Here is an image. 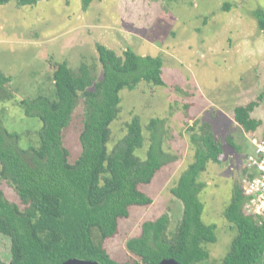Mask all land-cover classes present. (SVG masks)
Masks as SVG:
<instances>
[{"label":"rangeland","instance_id":"1","mask_svg":"<svg viewBox=\"0 0 264 264\" xmlns=\"http://www.w3.org/2000/svg\"><path fill=\"white\" fill-rule=\"evenodd\" d=\"M258 9L264 10V0H94L87 11L82 10V0H41L20 8L12 1L0 6V72L12 78L11 98L0 101V123L19 135L24 150L38 146L42 123L26 117L19 102L52 95L51 60L67 61L73 70L85 63L100 78L98 43L119 56L130 48L140 56L163 60L165 85L151 90L142 82L135 90L124 89L120 112L110 126L109 153L125 137L127 123L139 116L146 143L136 154L144 158L151 134L147 125L157 119L164 150L175 158L150 185L140 186L153 203L131 207L130 217L120 220L118 233L106 242L117 261L135 259L126 241L140 236L145 221L168 214L167 236H176L183 204L171 190L193 161L191 127L197 122L210 123L224 148L222 163H209L201 176L206 184L200 195L202 219L216 225L217 241L207 246L209 261L221 262L229 252L235 232L223 213L234 184L243 180L247 157L254 153L253 139L264 140V35L254 16ZM253 101L258 106L252 117L261 124L247 132L235 121L234 109ZM83 107L80 101L64 132L71 162L82 150ZM228 136L240 152L228 144ZM0 189L12 203H20L1 178ZM9 243L0 235V257L6 262L11 260Z\"/></svg>","mask_w":264,"mask_h":264},{"label":"trees","instance_id":"2","mask_svg":"<svg viewBox=\"0 0 264 264\" xmlns=\"http://www.w3.org/2000/svg\"><path fill=\"white\" fill-rule=\"evenodd\" d=\"M12 1L20 8L41 0H0V6ZM93 1L82 0V10L87 11ZM254 16L264 35V10L258 9ZM96 49L101 78L85 63L73 70L67 61L51 60L52 95L19 102L26 117L42 123L37 147L20 148L19 135L0 123V178L20 200L12 203L0 189V235L10 241L11 255L9 262L0 257V264H63L73 258L100 264H159L167 258L181 264H264V217L258 220L247 208L250 197L244 185L253 177L247 169L243 180L234 184L223 213L235 232L230 250L221 262L209 261L207 246L217 241L216 225L202 219L200 195L206 184L201 176L209 163H222L224 148L208 122L191 127L195 155L171 190L183 204L176 236H167L170 217L163 214L145 221L140 236L126 241L133 261L112 258L106 242L118 233L120 220L130 217L131 207L153 203L140 186L150 185L175 158L164 150L157 119L147 125L151 134L145 157L136 154L146 143L139 116L127 123L125 137L109 153L110 126L120 112V93L135 90L142 82L151 90L164 86L163 60L140 56L130 48L119 56L101 43ZM11 82L10 76L0 72V101L11 98ZM80 101L84 106L82 150L71 162L64 132ZM257 106L253 101L234 109V119L244 131L259 128L261 122L252 117ZM227 142L241 151L231 136Z\"/></svg>","mask_w":264,"mask_h":264},{"label":"built area","instance_id":"3","mask_svg":"<svg viewBox=\"0 0 264 264\" xmlns=\"http://www.w3.org/2000/svg\"><path fill=\"white\" fill-rule=\"evenodd\" d=\"M254 153L247 157L245 168L253 175L245 185V194L250 197L249 212L258 220L264 217V141L253 139Z\"/></svg>","mask_w":264,"mask_h":264},{"label":"water","instance_id":"4","mask_svg":"<svg viewBox=\"0 0 264 264\" xmlns=\"http://www.w3.org/2000/svg\"><path fill=\"white\" fill-rule=\"evenodd\" d=\"M63 264H100V263L96 261H89V260L73 258V259H70L64 262ZM159 264H181V263H179L174 258H167V259H163Z\"/></svg>","mask_w":264,"mask_h":264}]
</instances>
